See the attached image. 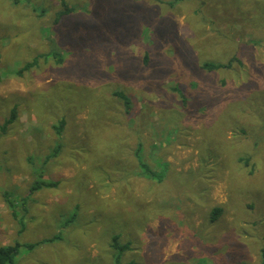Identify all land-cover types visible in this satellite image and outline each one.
Instances as JSON below:
<instances>
[{"label": "rangeland", "instance_id": "374dc122", "mask_svg": "<svg viewBox=\"0 0 264 264\" xmlns=\"http://www.w3.org/2000/svg\"><path fill=\"white\" fill-rule=\"evenodd\" d=\"M66 1L78 10L58 26L60 0H0V123L17 108L0 131V247L62 236L17 264H89L117 237L130 249L105 254L125 264H263L264 0ZM54 47L63 64L16 74ZM42 180L61 185L33 191Z\"/></svg>", "mask_w": 264, "mask_h": 264}, {"label": "trees", "instance_id": "16d2710c", "mask_svg": "<svg viewBox=\"0 0 264 264\" xmlns=\"http://www.w3.org/2000/svg\"><path fill=\"white\" fill-rule=\"evenodd\" d=\"M60 1H61V5L64 9L59 13L58 21H60L64 16L73 12L66 0H60ZM57 51H59V49L57 47L56 48L54 47V50H52L51 52H49L47 54L38 55L33 61L26 63L22 68H20L16 72V74L18 76H22L25 72H28V71L36 68L39 65V62L41 60L47 61L49 58H53L58 63L63 64L64 58H63V56H61L62 54L60 52H57ZM57 55H58V57H57ZM234 61L239 63V60L234 57V60H231L229 63L205 62L202 65V68L204 70H208V71H214V70H218V69H222V68L223 69H230L232 67ZM2 81H3V76L1 73V69H0V83H2ZM117 96H119V95H117ZM120 98L126 100L127 105L129 104V100L125 96H123L122 94L120 95ZM16 118H17V108L13 109L10 119L4 125H2L0 123V131H2L5 134L8 130V126L11 125L12 123H14ZM65 126H66V121L64 119L60 120L58 125L55 126V130H56L57 135H59V136L62 135ZM61 148H62V145L59 144L57 146V148L54 149L52 156H57L58 153L60 152ZM141 151H142V149H141V147H139V149L136 152V157H138L139 161H140L141 174L147 178H156V177H153V176H155L154 171L149 167V165L147 163H145L143 161ZM246 164H248L247 160H246ZM163 178H164V176H160L158 180L162 181ZM57 186H58V183H56V182H48V181L42 180V181L36 183V185L33 186L32 190L33 191L40 190V189L45 188V187L55 188ZM5 198L8 202L9 207L12 210L14 216H16V209H15V205H14L15 201H13L11 199V197L8 193L5 194ZM221 213H222L221 208H219V207L215 208L212 212L211 220L216 221V219L221 215ZM60 237L61 236H56L54 238L39 241L38 243H34V244H21L19 242H16L15 244H12V245L2 246V247H0V264H17L16 259L18 256H20L22 248H27V249L33 250L35 247H37L41 244H44L47 242H52L56 239H59ZM117 240H118L117 237H114V241H113L114 242L113 243L114 249H119L122 252V254H123V252H126L130 249V244H126V245H120L119 244L118 245ZM120 259H121V255L118 254V256L116 257V264H121ZM235 264H247V263L239 262V263H235ZM263 264H264V260H263Z\"/></svg>", "mask_w": 264, "mask_h": 264}, {"label": "crops", "instance_id": "0c3cea01", "mask_svg": "<svg viewBox=\"0 0 264 264\" xmlns=\"http://www.w3.org/2000/svg\"><path fill=\"white\" fill-rule=\"evenodd\" d=\"M61 2V1H60ZM91 3H92V1H91ZM71 9H72V11H74L75 9V11L74 12H76L78 9L76 8V7H74V10H73V8L71 7ZM73 14V12L72 13H70V14H68L69 16H71ZM68 16V17H69ZM67 17V16H66ZM65 17V18H66ZM65 18L63 19L62 18V20L60 21V23L58 24V26L63 22V20H65ZM57 33V35H58V37H60V33L59 32H57L56 30H54L53 32H52V35H51V39L53 40V41H56L57 42V39L55 38V36H53L54 34H56ZM47 42H48V40H47ZM60 45V44H59ZM44 62H46V61H44ZM64 119V118H63ZM62 120V119H61ZM65 120V119H64ZM60 144V143H59ZM139 147L140 146H138L137 147V150L139 149ZM137 150L135 151V158H138V157H136V152H137ZM53 152H54V149H53ZM53 152H52V154H53ZM51 154V155H52ZM50 156V155H49ZM48 162H50L48 159H47V161H45V163H48ZM138 174L140 175V173H139V171H140V168H141V166H140V161H139V158H138ZM45 173V172H44ZM43 172H41V176H43V174H44ZM50 182H56V183H58V186L57 187H59L60 185H61V183L59 182V181H56V180H54V181H50ZM56 188V187H55ZM69 194H70V192H68ZM38 198L39 197H37L36 199H29V198H26V199H24L22 202L24 203V204H26V203H34V202H37L38 201ZM35 200V201H34ZM27 201V202H26ZM39 202V201H38ZM37 202V203H38ZM42 205H43V207H44V213H43V216L45 217L44 219H46V220H48V218H47V216L48 215H51L52 214V211L53 210H50V209H54L55 210V205H57V204H59V201H58V199L56 198V197H53V196H48V197H46L45 199H42V203H41ZM9 209H10V207H9ZM11 210V209H10ZM23 211H24V213H21V217H20V224H21V226H20V231H18L19 232V235L20 234H23L24 232H25V228H26V226L24 225L25 223V219L28 217V213L26 212L27 211V207H24L23 208ZM11 212H12V210H11ZM12 214H13V212H12ZM13 216H14V214H13ZM19 215H18V213L16 212V216H14V217H18ZM24 221V222H23ZM71 221H72V217H70L68 220H67V222H66V227H67V225L68 224H70L71 223ZM99 231H102V229L101 230H99ZM54 237H56V236H54ZM53 237V238H54ZM51 239V238H50ZM61 239H62V236L59 238V239H56V240H54V241H52V242H47L49 245H54L56 242H58V241H61ZM46 240V239H45ZM43 241V240H42ZM113 241H114V239H113ZM44 244H46V243H44ZM9 245V244H8ZM42 245V244H41ZM106 247H109V250L110 251H114V248H113V244L112 245H107ZM50 248V247H49ZM54 248H56V247H54ZM54 250V249H53ZM108 249H105V251H104V253L100 250V248L97 246V244H95V243H91L90 244V246H88V248H87V250L85 251V252H87L88 254V257H86L88 260H89V264H116V257L118 256V252H117V254H115V253H112V254H110V255H106L105 253L106 252H110ZM30 251H33V250H30ZM67 258H70V260L67 262L68 264H72V263H74V261H73V256H71L70 254H67ZM120 261H121V259H120ZM23 263V259L21 260V262H20V264H22ZM63 264H65V262H63ZM121 264H125V263H121Z\"/></svg>", "mask_w": 264, "mask_h": 264}]
</instances>
